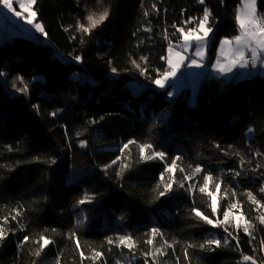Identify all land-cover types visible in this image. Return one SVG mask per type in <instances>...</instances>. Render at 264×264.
I'll use <instances>...</instances> for the list:
<instances>
[{
    "label": "trees",
    "instance_id": "trees-1",
    "mask_svg": "<svg viewBox=\"0 0 264 264\" xmlns=\"http://www.w3.org/2000/svg\"><path fill=\"white\" fill-rule=\"evenodd\" d=\"M240 2L37 0L34 10L49 43L15 35L0 44V72L5 73L0 76V223L9 217L4 225L8 235L0 242V264H32L37 259L30 254L36 248L32 241L42 233L54 243L38 264H55L58 256L60 264H81L80 250L90 257L93 249L102 253L95 264H145L143 253L150 246L144 241L152 228L175 242L159 257L160 264H251L243 261L244 255L254 256L258 264L264 261V225L257 220L264 210L256 209L246 195L251 191L264 204L259 191L264 185V78L203 76L192 103L189 89L168 98L166 89L153 83L168 69V47L181 41L177 28L195 27V21H185L201 18L205 7L211 13V62L219 42L238 34L235 15ZM104 7L110 16L103 24L87 35L77 30L78 20L87 25L89 10ZM257 8L264 17V0H257ZM17 77L27 84V93L17 91L24 86ZM249 127L254 129L251 134ZM130 140L152 144L153 150L166 153V160L142 161L136 145L121 153ZM176 156L186 170L175 174L177 181L196 165L204 171L184 188L177 183L157 198L163 190L156 188L160 174ZM123 164L129 167L123 169ZM207 173L221 183L215 216L206 193L197 188L190 195L186 190L188 184L203 185ZM210 191L216 193L214 185ZM86 194L91 202L78 204ZM237 201L255 225L254 239L237 232L233 222L229 231L238 237L234 240L223 227L205 224L191 212L197 208L214 221L222 220L223 210ZM21 206L23 214L12 220V210ZM73 231L76 238H70ZM120 235L137 241L134 253L106 242ZM25 236L30 241L18 249ZM208 239H227L228 245L201 250L198 245ZM162 243L158 237L157 246ZM189 243L197 245L188 249L190 262L184 260ZM147 259L151 264L152 257ZM82 264L93 261L86 258Z\"/></svg>",
    "mask_w": 264,
    "mask_h": 264
},
{
    "label": "snow or ice",
    "instance_id": "snow-or-ice-1",
    "mask_svg": "<svg viewBox=\"0 0 264 264\" xmlns=\"http://www.w3.org/2000/svg\"><path fill=\"white\" fill-rule=\"evenodd\" d=\"M37 0H0V9H6L7 12L12 13L19 19H23L27 25H30L32 28L35 29L36 32L42 34L45 38H47V33L43 25L36 21V12L33 10V6L36 4ZM205 0H198V3L204 4ZM97 3H100V0H97ZM242 7L238 8L235 15V20L238 25V35L233 37L232 39H223L221 41V55H224L225 60L227 61L226 64H222L219 60L213 65V69L220 73L224 74L226 72H231L234 68H257L259 65L261 68H264V17L260 16L257 11V0H241ZM14 4L19 5V8L26 12L27 15H23L21 11H17L14 7ZM153 9H155V5H153ZM145 16L148 15L146 11L144 13ZM210 10L205 7L203 16L201 18H191L185 21V24H192L194 21L196 22L195 27L188 28L185 30L184 28H177V31L180 32L181 37L183 38V49L187 51L190 46H195L197 48L196 56L200 57L203 60V48L202 44L206 41L208 34L212 31V28L208 26V21L210 18ZM110 16V9L108 7H104L102 11H88V15L86 16L87 25L81 23L79 20L77 21L76 28L78 31L82 32L83 34L87 35L92 30L99 27L103 24ZM71 27V26H69ZM175 27V26H174ZM66 31L68 29H65ZM146 31H150V29H145ZM202 33V34H201ZM165 39H167V35H165ZM83 42V41H82ZM225 48L227 52L225 53ZM169 56L166 58L168 69H166L158 79L153 80V83L156 84L159 88H164L165 83L170 80L171 78L175 77L177 72L180 70L181 66L184 65L186 59L190 60L188 67H196L199 68L202 65L194 58L185 57L181 54V52L175 51L174 48L169 46L168 49ZM175 57L173 60L172 57ZM163 58V57H162ZM75 60L79 61L80 57H74ZM142 62L147 61V57H141ZM132 64L140 70L141 75H146V69L141 67L140 63H137L136 60H132ZM113 72L116 71L115 68L112 69ZM4 72H0V76H4ZM17 80L20 81L21 84L24 86L22 88H17V91L27 93L28 87L27 84L24 82L22 77H17ZM13 87H16L13 84ZM169 96L172 93H168ZM52 115H56V113H52ZM254 131L252 127L247 129V133L251 134ZM79 135V133H77ZM129 145H136L139 150V157L142 161H151L154 159H159L161 161L166 160V153L162 151H155L153 150V145L150 143L145 144H137L136 141L130 140L127 144H124L123 147L120 149L121 153H124L125 149L129 148ZM81 147H85V143L81 141ZM219 147V146H217ZM231 147V146H230ZM11 150V149H9ZM130 155V153H129ZM239 155V153H237ZM120 158L117 157V160ZM180 156H176L172 159L171 164H165L164 172L160 174V179L157 183L156 188L160 189L161 187L163 190L158 191V197H163L167 195L169 192L173 190L175 184L179 183L181 188L185 187V182L193 180L198 174L202 173L204 170L200 167V165H196L192 168L189 174L183 175L182 181H177L176 173H185V169L180 167L177 161L181 160ZM113 164L116 161L112 162ZM244 163L243 158L241 157V164ZM106 168L109 166H105ZM128 164H123L122 168H128ZM191 168V166H189ZM261 167V165H257V168ZM241 173L235 172V176H239ZM117 175H121V173H117ZM210 185H214L216 189V193L210 191ZM199 190L200 193H206L211 198V203L209 207L211 208V214L215 216L218 212L219 207V200H218V193L221 191V183L216 181L210 173L203 175V185H197L195 183L188 184L186 190L189 194H193L194 189ZM261 193H264V185H262L259 189ZM225 195L227 193L225 192ZM235 196V193L232 194ZM248 200L256 206L258 210H264V204L261 203L260 200L256 198V196L251 192L248 191L246 193ZM92 197L88 196L87 194L85 197L81 198L77 201L78 204H84L91 202ZM242 206L240 205L239 201L229 204V206L223 210V219H216L215 221L211 219L208 215L204 214L197 208H192L191 212L194 214L195 218H198L200 221H203L205 224L211 225L213 227H223L224 231L228 233L232 239H238L237 236L233 235L232 232L229 231V227L233 225L237 232L242 230L245 234L253 237V232L255 230V225L245 217L243 212L241 211ZM235 210V211H234ZM12 212L14 215H11L10 218L12 220H16L17 217H20L22 213V206L17 209H13ZM122 219V218H121ZM257 220L259 224L264 225V211L257 216ZM9 222V217H3V222L0 223V242H3L4 239L7 237L9 230L4 227L5 224ZM82 221H77V226H80ZM48 230L45 229V232ZM53 233L57 230L52 229ZM77 234L73 231L70 234V238H76ZM159 237L160 240L163 241L162 244L157 246V238ZM30 241L29 236H25L23 240L19 242L17 245L18 249L23 248V246ZM36 244V248L30 253L37 259H34L32 264H38V258L41 254L45 251V249L54 243L53 240L48 238L43 233L39 235L38 239L32 241ZM106 242L109 245H115L116 247H123L128 249L130 253H134L137 249V241L130 235H120L117 236L115 239L109 237L107 238ZM147 245L150 246L149 250L143 255L146 257L145 264H149L147 257H152L151 264H160L159 257H163L167 255V249L173 248L175 242H169L164 239L163 233L160 231L159 228H152L150 230V236L148 239L144 241ZM76 249H81V244L78 239L75 241ZM228 245V240L225 239L221 241L220 239H208L203 241L198 245L201 250L211 251L213 250V246L219 248L222 246ZM197 245L189 243L185 250H184V260L190 262V256L188 253V249L195 248ZM239 244L237 243V248ZM255 251V249H254ZM260 251L264 252V240L260 242ZM80 257H81V264L84 259H91L93 264L95 261L101 259L102 253L100 251H96L95 249L92 250V255L90 257H85V253L83 250H80ZM243 261L251 262V264H258L257 260L254 256L244 255L242 257ZM55 264H60V258L57 257ZM117 264H120L118 261ZM179 264V261H177ZM260 264H264V261H261Z\"/></svg>",
    "mask_w": 264,
    "mask_h": 264
},
{
    "label": "rangeland",
    "instance_id": "rangeland-1",
    "mask_svg": "<svg viewBox=\"0 0 264 264\" xmlns=\"http://www.w3.org/2000/svg\"><path fill=\"white\" fill-rule=\"evenodd\" d=\"M14 7L16 8L17 11H21L23 15L25 16L27 15L26 12H23V10L19 8V5L14 4ZM241 7H242V3L240 2L238 8H241ZM33 10H34V6H33ZM257 11H258V8H257ZM35 22L41 23L40 20L37 19V14H36ZM211 33L212 31L208 34L206 41L202 44L203 55H204L203 60H201L200 57L196 56L197 48L195 46H190L187 49V51H184L182 37H181V41L178 44L171 45L175 51L181 52V54L184 55L185 57H191V58L196 59L202 66L199 68L188 67L190 60L186 59L184 62V65L181 66L176 76L168 80L165 83L164 88H159L156 86V84H154V86L158 89H161V90L166 89L165 90L166 97L175 98L180 93L182 92L185 93V91L189 89V100L192 103L196 95L199 80L203 76H206V77L223 76L225 78H229L233 76V74L237 73L235 76V79H241V78L253 76L256 74H259L264 78V68H261L259 65L255 69L251 67L246 68V69L237 67V68H234L231 72H226L223 75L216 72L213 69V65L217 62V60H219L222 64H226L227 61L225 60L224 55H221V41L223 40L222 39L219 42L215 58L211 60V62H209L208 45H209V37ZM2 35H5L6 39H3ZM15 35H23L27 37H32L38 41H42L43 43H49L48 38H45L42 34L36 32L35 29L32 28L30 25H27L23 19L17 18L12 13L7 12L6 9H0V44L3 42L2 40L6 41L9 38V36H15ZM168 49H167L166 58L169 56ZM226 52H227V49L225 48V53ZM172 58L173 60H175L174 56ZM166 63H167V60H166ZM183 71L187 73L186 78L181 77V74ZM168 93H172V95L169 96ZM231 203H234V202H230V204Z\"/></svg>",
    "mask_w": 264,
    "mask_h": 264
},
{
    "label": "built area",
    "instance_id": "built-area-1",
    "mask_svg": "<svg viewBox=\"0 0 264 264\" xmlns=\"http://www.w3.org/2000/svg\"><path fill=\"white\" fill-rule=\"evenodd\" d=\"M2 37H3V39H6V38H5V35H2ZM181 77H182V78H186V77H187V74H186V73H182V74H181Z\"/></svg>",
    "mask_w": 264,
    "mask_h": 264
},
{
    "label": "crops",
    "instance_id": "crops-1",
    "mask_svg": "<svg viewBox=\"0 0 264 264\" xmlns=\"http://www.w3.org/2000/svg\"><path fill=\"white\" fill-rule=\"evenodd\" d=\"M8 35H10V34H8ZM182 73H186V72L183 71ZM186 74H187V73H186Z\"/></svg>",
    "mask_w": 264,
    "mask_h": 264
}]
</instances>
